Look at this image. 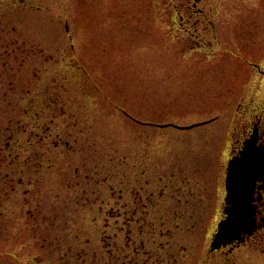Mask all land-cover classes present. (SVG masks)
Instances as JSON below:
<instances>
[{
	"label": "rangeland",
	"instance_id": "1",
	"mask_svg": "<svg viewBox=\"0 0 264 264\" xmlns=\"http://www.w3.org/2000/svg\"><path fill=\"white\" fill-rule=\"evenodd\" d=\"M191 1L0 0V264H264L209 251L264 0Z\"/></svg>",
	"mask_w": 264,
	"mask_h": 264
},
{
	"label": "water",
	"instance_id": "2",
	"mask_svg": "<svg viewBox=\"0 0 264 264\" xmlns=\"http://www.w3.org/2000/svg\"><path fill=\"white\" fill-rule=\"evenodd\" d=\"M204 123L206 121L187 126H178L171 123L156 126H172L180 130H188ZM262 170L263 162L260 151L250 141L244 143L239 156H233L228 161L225 176L224 218L217 224L216 232L209 245L210 252L226 247L234 241H242L243 234L252 232L253 219L250 205L252 185L259 178L260 173L263 172Z\"/></svg>",
	"mask_w": 264,
	"mask_h": 264
},
{
	"label": "flooded vegetation",
	"instance_id": "3",
	"mask_svg": "<svg viewBox=\"0 0 264 264\" xmlns=\"http://www.w3.org/2000/svg\"><path fill=\"white\" fill-rule=\"evenodd\" d=\"M198 1L199 0L191 1L189 6L190 13L185 15L187 30L191 27L197 29V26L202 25L201 22H204L201 18L205 19L206 17L202 14L200 9L194 10ZM174 15V18L171 16L173 23L177 21L176 16L179 17V22L182 23L183 15L180 13ZM193 17L195 20L192 19ZM209 24L212 25L213 28L215 27L214 23ZM210 25L207 24L206 28L210 27ZM244 111L243 116H241V119L238 121L239 126L236 128V135L233 137L230 156H239L240 151L243 150L244 143L250 141L251 144L260 151L263 162V172L260 173L259 178L256 179L252 185L250 205L253 230L250 234H243L242 241H234L231 245L219 249L223 255L233 253L236 249L242 247L258 250L259 253L264 255V100L253 108L245 106Z\"/></svg>",
	"mask_w": 264,
	"mask_h": 264
}]
</instances>
